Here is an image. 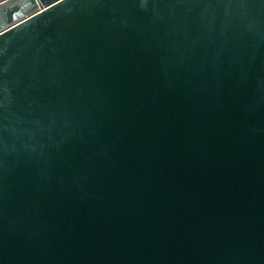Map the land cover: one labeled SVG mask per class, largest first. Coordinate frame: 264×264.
Returning <instances> with one entry per match:
<instances>
[{"label": "water", "instance_id": "obj_1", "mask_svg": "<svg viewBox=\"0 0 264 264\" xmlns=\"http://www.w3.org/2000/svg\"><path fill=\"white\" fill-rule=\"evenodd\" d=\"M0 264H264V0H0Z\"/></svg>", "mask_w": 264, "mask_h": 264}]
</instances>
